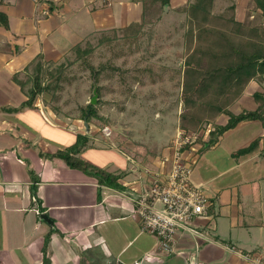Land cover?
Instances as JSON below:
<instances>
[{"label":"crops","instance_id":"crops-1","mask_svg":"<svg viewBox=\"0 0 264 264\" xmlns=\"http://www.w3.org/2000/svg\"><path fill=\"white\" fill-rule=\"evenodd\" d=\"M191 1L170 0L165 8L177 12ZM231 6L238 21L264 23L254 0H215L214 11ZM0 11L9 21L8 29L0 25V264H44L45 257L48 264H254L244 256L250 253L264 261L261 121H241L214 144L209 136L200 142L192 179L209 196L208 219L193 223L207 234L180 232L177 252L165 254L143 229L135 199L169 169L163 157L170 144L115 145L94 117L86 124L85 117L58 113L42 95L27 105L31 83L23 88L15 75L28 77L38 55L59 62L96 32L140 22L141 0H0ZM257 91H264V78L250 80L230 110L256 109ZM228 119L222 113L215 124ZM256 139L252 151L239 153ZM76 143L70 155L89 169L59 155ZM95 168L118 175L119 186L101 183Z\"/></svg>","mask_w":264,"mask_h":264},{"label":"trees","instance_id":"trees-1","mask_svg":"<svg viewBox=\"0 0 264 264\" xmlns=\"http://www.w3.org/2000/svg\"><path fill=\"white\" fill-rule=\"evenodd\" d=\"M141 1L143 3L141 21L122 29L126 40L132 38L137 40L148 24L156 18L161 19L167 12L166 5L170 2V0ZM214 2L215 0H193L186 8L178 9L186 14L185 54L182 66L178 67L183 68L181 98L184 110L180 115V127L185 130H198L205 124L213 123L214 129L210 132L208 145L214 144L220 135L236 127L241 121L259 120L264 124V91L255 92L258 107L254 110L244 109L240 113H234L229 108L243 93L250 80L264 78V23L247 24L238 21L232 6L222 12H216ZM254 2L256 7L261 8V17L264 21V0ZM0 25L9 28L8 16L2 11ZM109 40V37H102L100 43ZM84 42L72 47L71 52L75 54L73 60L66 59L53 65L54 62L46 61L38 55L26 67V71H31L27 79H20L15 75V79L23 88L26 83H31L26 90L29 95L27 105H33L37 97L42 95L46 104L54 111H60L57 100L65 82L70 80V68L78 62L96 68L89 60L94 46L89 42L84 46ZM95 72L98 77L100 72ZM98 95L101 98L100 87ZM80 111V117H86L88 120L93 117L98 120L105 119L99 114L96 104L91 102L81 106ZM222 113L227 114L229 119L225 125H216L215 120ZM258 144L259 140L256 139L249 146L240 149L239 153L252 151ZM78 149L79 144L76 143L60 151L59 155L66 157L72 165L89 169L90 164L70 155L71 152H78ZM93 171L101 183L119 186L118 175L100 168ZM45 263L48 264L47 257Z\"/></svg>","mask_w":264,"mask_h":264},{"label":"rangeland","instance_id":"rangeland-1","mask_svg":"<svg viewBox=\"0 0 264 264\" xmlns=\"http://www.w3.org/2000/svg\"><path fill=\"white\" fill-rule=\"evenodd\" d=\"M185 20L183 11L167 10L161 19L148 24L137 40H126L122 30H104L86 38L84 46L86 42L94 46L89 60L96 68L80 62L70 68V80L65 82L57 100L58 113L80 117L81 106L90 102L94 88L100 87L101 98L98 95L96 106L105 119L94 118V121L102 127L111 126L115 145L161 149L171 144L184 110L183 68L178 67L182 66L185 54ZM102 37H109V42L100 43ZM74 58L75 54L70 52L53 65ZM95 71L100 72L98 77ZM199 218L208 219L207 216ZM244 256L254 264H264L258 254Z\"/></svg>","mask_w":264,"mask_h":264},{"label":"built area","instance_id":"built-area-1","mask_svg":"<svg viewBox=\"0 0 264 264\" xmlns=\"http://www.w3.org/2000/svg\"><path fill=\"white\" fill-rule=\"evenodd\" d=\"M105 1L112 4V0ZM213 129V123L198 130L179 127L168 146L169 152L163 157L169 169L158 172L154 182L135 199V212L143 229L156 236L158 248L165 254L177 252V235L180 232L198 236L207 234L192 225L195 218L207 215L209 204V196L201 185L193 182L192 175L199 144ZM102 131L108 137L113 133L109 125L103 126ZM189 264L200 263L192 259Z\"/></svg>","mask_w":264,"mask_h":264},{"label":"water","instance_id":"water-1","mask_svg":"<svg viewBox=\"0 0 264 264\" xmlns=\"http://www.w3.org/2000/svg\"><path fill=\"white\" fill-rule=\"evenodd\" d=\"M97 101H98V89H97V87H95V88H94V94H93V96H92L90 102H91L92 104H96ZM85 122H86V124H87V118H86V117H85ZM41 218H45V219L48 220V216H47L46 214L41 215Z\"/></svg>","mask_w":264,"mask_h":264}]
</instances>
